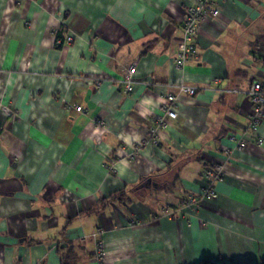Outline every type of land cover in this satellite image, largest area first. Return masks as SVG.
I'll return each mask as SVG.
<instances>
[{"label": "crops", "instance_id": "1", "mask_svg": "<svg viewBox=\"0 0 264 264\" xmlns=\"http://www.w3.org/2000/svg\"><path fill=\"white\" fill-rule=\"evenodd\" d=\"M194 1L0 0V264L264 261V0H219L179 72Z\"/></svg>", "mask_w": 264, "mask_h": 264}, {"label": "built area", "instance_id": "2", "mask_svg": "<svg viewBox=\"0 0 264 264\" xmlns=\"http://www.w3.org/2000/svg\"><path fill=\"white\" fill-rule=\"evenodd\" d=\"M220 14L219 0H195L189 7L186 18L183 23V34L180 42L177 45V57L175 59V67L179 72L185 70V68L192 64L197 56V48L195 44V37L198 35L201 22L210 16H218ZM72 38L67 39L69 44ZM135 72V67L132 66L128 69L125 75V87L127 90H132L133 80L132 76ZM179 90L188 95H195L197 89L194 86H190L180 82ZM248 95L253 105V115L251 126L256 128L262 122L264 116V81L254 80L248 90ZM180 100L175 93H167L161 99V108L170 119H176L179 116ZM80 111L81 107H77ZM163 120V119H162ZM244 146V143L240 144V148ZM113 163L112 158H108L105 164L109 165ZM222 168L219 166L211 167L206 170V175L213 179H220L222 176ZM203 196L214 199L217 197L216 191L211 187L203 191ZM95 256L99 264H105L106 252L100 242L97 243Z\"/></svg>", "mask_w": 264, "mask_h": 264}, {"label": "trees", "instance_id": "3", "mask_svg": "<svg viewBox=\"0 0 264 264\" xmlns=\"http://www.w3.org/2000/svg\"><path fill=\"white\" fill-rule=\"evenodd\" d=\"M58 38L59 39H63L64 37H63V34H61V33H59L58 34ZM117 196L118 195H113L110 199H104L103 201H102V205H104L107 201L108 202H111V201H115L116 200V198H117ZM125 196V194H122V195H120L119 197L120 198H122L123 199V197ZM69 257H64L63 258V264H65L66 263V259H68ZM201 264H216V263H214V262H212V261H210V260H203L202 262H201ZM259 264H264V261L263 262H261V263H259Z\"/></svg>", "mask_w": 264, "mask_h": 264}, {"label": "rangeland", "instance_id": "4", "mask_svg": "<svg viewBox=\"0 0 264 264\" xmlns=\"http://www.w3.org/2000/svg\"><path fill=\"white\" fill-rule=\"evenodd\" d=\"M0 109L4 110L3 112L7 115L9 112H12V109L4 107L0 104Z\"/></svg>", "mask_w": 264, "mask_h": 264}]
</instances>
